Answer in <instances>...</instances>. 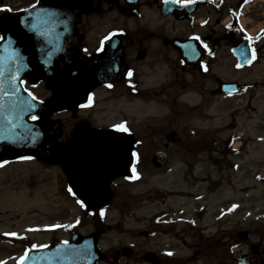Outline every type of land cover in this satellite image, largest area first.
<instances>
[{"label": "flooded vegetation", "instance_id": "1", "mask_svg": "<svg viewBox=\"0 0 264 264\" xmlns=\"http://www.w3.org/2000/svg\"><path fill=\"white\" fill-rule=\"evenodd\" d=\"M39 1L0 0V18L34 7ZM92 1L95 8L83 10L74 31L55 41L54 45L70 57L78 56L84 61L88 70L84 83L91 85L86 88L88 100L91 97L90 107L79 108L75 115L69 114V120L64 124L66 139L78 122H87L93 130L112 131L122 136L130 143L134 156L133 163L122 164L128 165L125 168H121L120 163L113 167L118 178L106 185L109 201L105 207L93 210L95 215H100L92 219L93 225L102 227L104 218L101 212L104 214L109 210L112 203L118 204L117 211L121 209L119 204L123 198L117 196L119 189L129 181L144 180L146 173L150 179L152 173H163L166 178L177 176L181 183L171 185L172 188L205 184L207 180L197 168L199 165L208 164L213 175L216 174L215 157H183L189 159L184 161L181 156L189 155L198 146L208 147L215 153L216 131H205L199 141L200 128L195 127L193 121L200 116L210 117L217 100L264 102V31L250 35L251 29L242 25L239 17L240 10L254 0H179L178 3H166L165 0ZM112 33L117 35L112 36ZM235 49L241 62L234 55ZM249 78L255 81L248 82L246 79ZM23 84L38 101H48L52 97L45 84ZM224 84L233 85L235 91L225 92ZM42 91L43 96L40 95ZM106 102H127L134 117L144 116L156 122H148L147 126L152 144L157 143V138L160 140L149 157L142 156L140 149L144 142L134 127L128 128L120 122L102 129L91 123L90 116ZM11 108L18 111L20 102L13 101ZM236 112L231 111L229 115L233 120L231 129L236 128ZM120 125H124L127 131H117ZM260 128L263 131L264 118ZM235 140L231 135L226 144L230 147ZM103 144L108 150L118 146L119 142L105 141ZM173 150L180 155L179 168L172 162ZM161 151L166 153V165L157 169L152 164V156ZM7 165H18V162L10 160L0 169ZM53 169L57 173L52 186L55 188L51 195L52 215L48 218L52 227L49 243L67 241L73 233L88 234L84 229L88 226L86 213L89 211L76 200L63 169ZM196 171L200 172L195 175ZM14 183L15 180L11 183L0 180V193L4 186L14 189ZM214 193L215 190L208 192L209 195ZM175 197L182 204L178 209L167 205ZM152 198L151 201L163 209L149 219L150 231L142 235L150 240L153 238L161 246L155 251L159 264H235L237 257H232V237L226 231L204 234L213 225L201 223L205 220L207 207L203 209L204 213H200L198 204L200 200L206 201V196L201 198L183 190H165L161 193L156 191ZM186 204L196 207L187 210L184 209ZM189 209L191 212L185 218L184 214ZM74 212L77 213L75 218ZM244 240L246 242L241 248L246 251L240 255L249 257L243 263L264 264V216L257 234L249 233ZM170 245L188 246L192 249V256L178 257ZM218 250L220 254H217ZM99 264L145 262L143 257H123L116 250L112 257H103Z\"/></svg>", "mask_w": 264, "mask_h": 264}, {"label": "rangeland", "instance_id": "2", "mask_svg": "<svg viewBox=\"0 0 264 264\" xmlns=\"http://www.w3.org/2000/svg\"><path fill=\"white\" fill-rule=\"evenodd\" d=\"M263 1V2H262ZM256 1L253 5L244 9L243 21L253 33H256L264 24V0ZM248 82L255 81L253 78L246 79ZM43 90V88H41ZM41 96L44 95L42 91ZM115 108V109H114ZM255 108V111H252ZM110 109L115 110V114L110 112ZM248 109V110H247ZM236 112L237 129L231 131L232 117L229 115L231 111ZM95 114L90 116L91 123L102 129L115 122H125L128 127L137 129L138 137L144 142V146L140 149L143 157H149L152 152L157 149L159 145V138L152 144L153 140L149 138L147 126L149 123H156L149 121L144 116H133L132 111L127 102H106L98 106L94 111ZM210 113V117L200 116L198 120L194 118V125L200 128L201 140L204 132L208 129H216V151H210L208 147L198 146L189 155L181 156L184 161L197 158L215 157L217 159V196L218 205L214 207L211 203L212 197L210 196L207 211L202 221V225H209L210 230L204 233H222L226 230L227 234L232 237V244L234 247L233 255H238L245 252L241 250L246 241H241L239 235L247 231L255 233L261 228V218L264 212V139L261 141L259 137L264 138L263 131L260 128L261 120L264 118V102H249L247 100L239 102L236 100H218L216 102V110ZM89 114V113H88ZM90 115V114H89ZM212 115H215L212 116ZM58 118L63 123L69 120L67 114H62ZM162 119V118H158ZM230 124V125H229ZM243 134L242 141H236V147L240 144L241 151L234 153L227 146L226 142L230 135ZM147 137V138H146ZM210 138V135H208ZM189 158L188 160L184 158ZM172 162L176 168L180 167V155H177L173 150L171 156ZM230 163H234L233 166ZM263 164V165H262ZM197 168L205 175L207 181L209 176H213L208 164L199 165ZM203 170V171H202ZM200 171L196 172L197 175ZM57 170L53 168H46L41 164L35 162L24 164L23 166H12L7 168L6 171L0 175V180H8L11 183L15 180L14 189L4 186L0 193V233L17 231L20 233L24 226H35L40 224V220L46 217L48 213L47 206L53 201L51 195L54 194L55 188L53 186V178L56 176ZM152 179L146 173V177L141 182L133 185L125 184L117 196H122L118 211L116 210L117 203H112V207L106 213L105 224L109 226V230L100 242L101 251L104 253L113 254V251L123 247L129 246L133 248L132 243H136L138 251L136 257H143L146 251H155L160 248V245L155 240H147L140 236V232L148 231L150 229L149 219L163 209L160 204H155L153 196L156 191L162 192L168 190L171 185L177 186L180 184V178L177 176L166 178L163 173H152ZM203 177V176H201ZM20 179H23L20 181ZM206 185L198 184L194 187L180 186L172 188V190H183L185 193L190 192L195 195L205 193L204 190L208 187ZM21 184V185H20ZM149 197V199L147 198ZM119 198V197H118ZM228 200H231L229 205ZM227 201V204L225 203ZM223 204L221 205V203ZM205 204L201 202L198 206ZM167 205L173 206L175 209L182 207L180 199L173 198ZM221 205V206H220ZM196 207L195 205H185L184 209L189 207ZM231 206V208H229ZM192 207V208H193ZM220 207H224L220 209ZM188 210V209H187ZM185 212V218H188V213ZM223 212V214H220ZM226 212V216H224ZM220 215L222 219L219 218ZM216 216L217 218H214ZM217 221L218 224L215 222ZM220 222H224L219 224ZM215 223V224H214ZM93 225L89 222L84 232H91ZM135 236V239L133 238ZM5 236L0 237V264L2 261L6 264H16V259L8 257L20 256V245H13L11 241L4 239ZM31 240L38 242L48 241L50 235L38 236L35 233L31 234ZM165 240V239H163ZM162 241V240H161ZM170 248L176 251L178 257H191L192 249L188 246L170 245ZM219 251V250H218ZM217 254H220L218 252ZM141 255V256H140Z\"/></svg>", "mask_w": 264, "mask_h": 264}, {"label": "water", "instance_id": "3", "mask_svg": "<svg viewBox=\"0 0 264 264\" xmlns=\"http://www.w3.org/2000/svg\"><path fill=\"white\" fill-rule=\"evenodd\" d=\"M42 1L38 8L0 20L3 39L0 43V87L15 86L23 79L30 82L45 81L54 92V99L49 102V111L35 123L29 122L27 113L15 118L10 114H3L0 119V159L23 156L49 165L58 164L66 170L77 166L82 170L88 167L95 169L83 170L86 174L83 183L88 184L94 194L97 191L95 185L103 176L102 171L106 167L112 168L119 161L124 163L129 159L128 145L121 143L106 151L102 141L122 140L113 135L90 132L85 124H78L71 134L70 142L60 146L64 135L61 130L56 132V129H60L61 125L59 122L48 121L47 116L74 111L76 104L82 103L81 100L76 101L79 92L74 93V90L81 89L75 84L82 81L84 64L76 58L72 62L77 65L70 64V59L64 58L59 50L53 51L44 45L45 40L52 39L51 36L36 35L41 30L71 29L78 12L92 4L90 0ZM37 39L41 41L40 46H36ZM17 44L20 46L17 47ZM153 163L156 167L163 166L164 156H154ZM86 189L78 192H83L82 198L85 201L92 196L87 193L90 190ZM97 239L98 235H92L79 246L73 240L69 244L55 245L43 252L31 251L23 264H95L96 257H101L96 250ZM153 257L154 255L148 254L146 261L152 262Z\"/></svg>", "mask_w": 264, "mask_h": 264}, {"label": "snow or ice", "instance_id": "4", "mask_svg": "<svg viewBox=\"0 0 264 264\" xmlns=\"http://www.w3.org/2000/svg\"><path fill=\"white\" fill-rule=\"evenodd\" d=\"M165 2H166V3H168V2H171V3H178L179 0H165ZM3 10H4V11H10V9H3ZM115 35H117V33H112V36H115ZM193 39H198V38H193ZM253 58H254V57H253ZM129 76H131V73H129ZM13 78L15 79V77H13ZM108 87H111V85H108ZM29 95H31V93H29ZM32 99L35 100L36 97H35V96H32ZM89 101H91V97H89ZM32 119H33V120H36V119H38V117L33 116ZM117 131L126 132V131H127V128H126L124 125H120V126L117 128ZM0 166H2V165H0ZM81 206H83V205H81ZM101 216H103V212H101ZM13 235H15V234H13ZM168 255H172V253H168ZM26 257H27V252L24 254L23 257H21V259H20V264H23L24 259H26Z\"/></svg>", "mask_w": 264, "mask_h": 264}]
</instances>
